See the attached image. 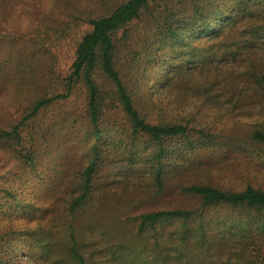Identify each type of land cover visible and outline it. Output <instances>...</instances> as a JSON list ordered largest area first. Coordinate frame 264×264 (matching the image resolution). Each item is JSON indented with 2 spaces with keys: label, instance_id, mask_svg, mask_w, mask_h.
<instances>
[{
  "label": "trees",
  "instance_id": "1",
  "mask_svg": "<svg viewBox=\"0 0 264 264\" xmlns=\"http://www.w3.org/2000/svg\"><path fill=\"white\" fill-rule=\"evenodd\" d=\"M11 7L19 8V22L20 15H36L37 26L22 33L34 37L29 44L0 38V107L22 106L15 113L25 115L15 125L0 127V147L32 164L40 133L32 124L58 105L73 102L91 155L65 203V216L50 228L14 229L23 233L27 262L19 253L7 258L0 246V264H124L139 259L141 251L124 241L110 247L113 236H107V226L114 230L105 211L110 202L99 200L95 184L106 145L128 152L133 175H140L144 165L158 192L165 190L173 156L181 150L224 142L264 150V0H3L0 10L8 21ZM51 9L60 26L45 17ZM74 26L81 31L72 39ZM6 27L0 36H13ZM224 62H230V69L218 66ZM245 110L256 115L252 125L237 122L236 115ZM63 117L77 121L68 112ZM181 190L198 200L197 206L142 214L138 233L178 220L186 235L182 242L198 235L203 244L211 224L203 213L224 206L249 218L220 222L224 233L239 236L254 225L264 234L263 189L249 184L226 190L200 182L181 185ZM6 194L13 195L10 190ZM30 207L18 205L14 211L19 213L8 215V224L36 219ZM85 214L91 216L87 222ZM7 237L0 232V243Z\"/></svg>",
  "mask_w": 264,
  "mask_h": 264
},
{
  "label": "rangeland",
  "instance_id": "2",
  "mask_svg": "<svg viewBox=\"0 0 264 264\" xmlns=\"http://www.w3.org/2000/svg\"><path fill=\"white\" fill-rule=\"evenodd\" d=\"M36 9L37 4L31 10ZM16 13L19 14V8L11 7L7 10L10 15L8 21L0 10V29L7 26L5 32L13 35L0 38L29 44L34 37L22 33L28 34L27 30L31 32L36 29V15H20L23 22H19ZM55 16L54 9H51L45 17L57 26L63 24L57 22ZM80 31L79 26H74L73 34L76 36L71 38L78 37ZM67 45L73 46L69 41ZM11 49L13 50V45ZM5 50L2 54L8 52ZM218 66L227 70L231 67L230 62L220 63ZM156 76L157 74L152 75L151 80ZM22 108L14 105L0 107V127L22 121L25 115L15 113V110ZM49 111L48 116L39 118L32 124L36 132H40L36 142L38 153L32 164L23 163L0 147V188H3V191L0 189V232L3 235L8 234L7 239L9 238L0 243V246L4 254H8L7 258L19 253L24 262L27 261L23 254L28 248L22 239V231L15 232L14 229L24 226L50 228L55 219L60 220L65 216V203L70 200L72 187L75 188V184L81 179V171L88 165L91 155L90 139L84 130L83 119L79 117L76 104L68 102ZM65 112L73 114V118L77 116V121L71 122L72 118L63 117ZM248 112L245 110L237 114V122L252 125L256 115ZM222 144L224 146H200L194 150L184 149L175 153L169 172L171 177L162 192L156 191L151 184L147 170H143L144 165H141L140 175L132 174L125 149L107 145L104 147L105 152L95 184L98 186L99 200L105 197L111 203L105 207V211L109 213L110 227L114 230L111 231L106 225L109 233L107 236H113L110 247L124 241L126 245L141 251L139 259L132 261L129 258L124 264H264V234L258 233L254 225H250L249 228L253 229L247 228L243 234L240 230L239 236L224 233L220 222L238 219L246 222L249 219L240 210H231L224 206L212 207L203 213L204 220L211 222L207 226V242L203 244L196 240L198 235L190 236L186 238V242H182V237L186 235L183 233L181 221L178 220L158 224L155 232L148 230L138 233L141 222L139 217L142 214L197 206L198 200L182 193L181 185L204 182L222 189L238 191L251 184L264 190V150L251 143H242L243 148L228 145L226 142ZM6 190H10L13 195L7 196ZM28 204H31L29 212L36 219L29 223L17 219L9 225L8 215L15 217L19 213L14 211L15 208L18 205L26 208ZM90 218V215H84L85 222ZM195 224L192 223L190 227H195ZM36 242L34 240L29 243V247L35 246ZM105 246L108 247L106 244ZM108 259L109 255H106L105 261ZM117 263L120 261H109L106 264Z\"/></svg>",
  "mask_w": 264,
  "mask_h": 264
}]
</instances>
